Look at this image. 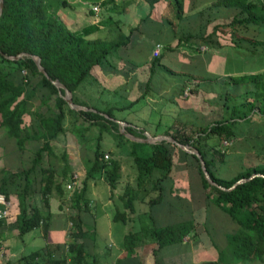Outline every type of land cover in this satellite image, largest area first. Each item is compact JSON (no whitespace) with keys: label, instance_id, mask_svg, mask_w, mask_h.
I'll return each mask as SVG.
<instances>
[{"label":"trees","instance_id":"16d2710c","mask_svg":"<svg viewBox=\"0 0 264 264\" xmlns=\"http://www.w3.org/2000/svg\"><path fill=\"white\" fill-rule=\"evenodd\" d=\"M98 1L104 0H96ZM138 1L150 10L159 3L165 2L167 14L173 10L176 21L181 20L184 14V0ZM256 2L247 5L246 17H243V14L238 15L221 27L235 31L238 26L245 23H252L257 27L264 25V2L259 0ZM62 4L67 6L65 1H62ZM109 19L111 20V17ZM148 19L150 14L141 19L139 24L131 28L127 34L121 31L120 25L118 26L120 20H112L108 24L117 26L115 35L111 38H103L98 36L101 31L100 22L99 25L88 23L82 27L70 28L57 16L49 13L48 0H3L0 15V52L8 57H16L21 53L39 57L48 78L59 81L65 86L74 104L96 111L93 113L70 109L51 82L39 73L32 58L25 57L10 61L0 55V131L14 140L19 151H23L27 144L36 143L38 146L28 169L0 171L2 173L0 195H3L7 201L12 196L17 198L19 211L15 220L17 235L21 238L32 230L41 228L44 238L47 239L52 217L49 196L54 190L57 196L62 198L64 190L62 183H54L53 169H41V164L45 158L54 155L51 144L66 132L65 124L69 121V130L78 131L80 137L83 136L86 125L98 129V136L91 149V165L86 171L85 179H94L97 174L104 173L111 192L121 180V165L116 159L106 158L100 143L102 135L106 133L114 141L124 140L129 145L128 154L136 168L135 185L127 186L125 192L119 196L123 210L114 214L113 222L127 224L130 216L137 211L134 203L136 201L144 203L145 198L153 192H157V195L147 204L154 209L163 206L169 209L174 203L171 197L175 194L179 195L178 201H182L183 198L191 199L192 185L188 183L187 196L176 188L178 184L173 177L176 154L180 165L187 166L188 161L196 163L203 201L229 216L239 227L236 233L226 237L227 246L225 250L218 252L217 261L205 264H226L227 258L232 264L263 262L264 177H251L256 174L264 175V165L245 168L237 175L228 178L219 173L227 165L228 145L232 149L239 148L242 152L254 151L257 155H264V140L258 139L264 138V71L254 75L212 80L220 87L225 86V91L218 101L220 105L218 109L221 112L219 118L206 123L199 119V113L196 111L182 110L188 120L181 119L179 123L186 132L172 131L173 127L162 132V135L169 136L179 144L189 146L198 152L205 162L211 179L219 186L229 189L238 180H247L230 191H221L208 184L194 155L187 154L168 142L151 144L150 149L145 150V144L127 139L119 132V124L104 117L106 115L117 120L113 114L114 110L130 109L144 100L151 91L153 80L157 81L156 75L159 71L170 76H180L161 64L162 56L153 59L144 91L140 97L130 101L127 107L121 106L120 102L127 101V98L120 97L119 89L111 91L113 96L111 99L118 100L114 103L107 104L103 108L90 103L91 98L88 97L87 92L89 89H99L100 97L104 93L97 78L98 72L109 70L113 75L120 74V71L111 66L110 56L121 48L129 47L132 34L139 32L140 24ZM210 38L211 34L208 35V39ZM249 42L256 44L255 41L249 40ZM197 79L196 76L188 75L187 82L182 80L179 85L171 89L172 96L183 95L186 89L191 87L190 82ZM207 81L211 82V79L203 80V82ZM193 86L195 92L198 91V85ZM35 102L38 104L35 105ZM126 124L130 125L128 122ZM125 133L143 139L145 130L127 126ZM179 158L182 160L179 161ZM38 170L42 176L39 180L40 184L43 183L40 196L45 209L31 207L27 202V197L34 193L32 186L36 179L32 176H35ZM86 180L72 199L78 212L88 211ZM139 191L143 192V195L138 199ZM143 214L147 216V213ZM186 214H189L188 219L183 220V218L181 222L164 223L152 220L149 226L138 231H129L124 236L122 244L126 256L124 259H118L115 264H141L138 252L147 244L155 245L152 251L154 264H162L157 257L162 249L181 245L185 238L191 240L196 238V223L189 206ZM5 220H0V252L1 235L7 225ZM69 222L70 233L66 257L60 258L55 255L60 246L51 249L47 244L42 250L22 256L18 264H98L95 258L88 259L84 244L89 238L93 240L95 232L89 233L80 213L70 216ZM202 228L207 234L206 227L204 229L202 225Z\"/></svg>","mask_w":264,"mask_h":264},{"label":"rangeland","instance_id":"374dc122","mask_svg":"<svg viewBox=\"0 0 264 264\" xmlns=\"http://www.w3.org/2000/svg\"><path fill=\"white\" fill-rule=\"evenodd\" d=\"M62 1H65L67 6H63ZM48 7L49 13L57 16L70 28H78L92 21H100L103 30L99 32L98 36L111 38L115 35L117 26H112L108 23L112 20L116 21L122 16V14L126 12L127 4L125 0H104L102 2H96V0H48ZM94 7L97 8V11H94ZM90 11H92V13ZM109 17H111V20ZM257 59L259 60V64H264V57L259 56ZM255 66H253V68H256ZM237 68L241 69L243 68V65L239 64L237 65ZM224 88L225 87L220 89V91H215L211 85H208L204 87V91L195 92L194 86H191L186 89L183 95L180 96V101L178 100V102H175L173 100V102H175L179 107L182 105L184 108H189L187 109L188 111H190V109H194L193 111L199 113V119L204 120L206 123H210L219 118L221 114L218 109V105L216 104V100L218 98L220 99L221 94L225 91ZM87 92L88 97L91 98V105L97 106L98 108H103L107 104L118 101L105 98L106 94L100 97V91L96 88L89 89ZM166 96L167 98L165 99H158L160 102L159 106H151L141 101L138 105H134L130 109L114 110L113 114L117 121L124 119L126 120L124 123L128 122L130 123L128 126H132L136 129L143 127L141 130H145V132L149 133L153 137L162 135L163 131L172 127V131L179 130L180 132H186L182 129L180 125L181 123L179 122L181 119H185V121H187V115H183L182 112L177 114V110H181L178 109L179 107L177 105L175 106L166 100L170 97L169 94ZM128 99L130 100L132 98ZM129 102L130 101L123 100L120 103L124 108L127 107ZM37 104L38 102H35V105ZM65 125L66 132L60 135L58 139L53 141L51 144L54 155L45 158L41 164V169H53L54 183H62L64 190L62 198L57 196L54 190H52L51 195L49 196V205L52 217L50 219V228L47 239L44 238L41 228H36L23 235L21 238L17 235L15 220L19 211L16 207L17 198L13 196L12 199L15 207L9 210L10 216L7 220H5L7 225L3 232L9 243L8 247H4V256H2V259L4 260L9 253H17L15 256H10L11 264H18V261L22 256H27L32 252L42 250L47 244L51 249L57 245L60 246L59 251L55 255L60 258L66 257V246L68 242V234L70 233L69 217L79 213L89 233H91V231L95 232L93 240L89 238V240H86L84 244L88 259L95 258L98 261V264H115L119 259L118 255L122 253L123 235L127 234L129 231H138L140 229V227H138V223L131 224L132 222H129L127 224H122L112 221L114 214L117 211L123 210V204L120 201L119 196L125 192L127 186L134 187L135 185L136 168L128 154V143L124 140L116 142L106 133L102 135L100 143L102 149L105 151L106 158L116 159L121 165V180L117 184L116 189L111 192L110 187L106 182L104 173L97 174L94 179H85L86 171L91 165V149L93 148L95 140L98 136V129L96 127L86 125L87 128L83 132V136L80 137L78 131L71 132L69 130V121H67ZM159 125L160 128L158 127ZM126 127L119 125V132L124 133L127 136L126 138L131 140V137L125 133ZM258 139L264 140L262 137ZM136 140L145 144V150H149V146L154 144L151 141L149 143H144L145 136L143 139L136 138ZM37 147L36 143H31L27 144L23 151H19L16 148L14 140L7 137L3 131H0V171H23L28 169L31 166V160L34 157V151ZM181 160L182 159L179 158V161ZM226 161L227 165L225 168L221 169L220 173H218L221 176L228 178L237 175L245 168L264 165V155H257L254 151H249V153L244 151L242 152L241 149L235 147L232 149L228 145ZM174 163L175 168L173 171V177L176 184H178L176 185V188L183 191L185 190L184 188L188 189V183L190 186L192 185V192H190L191 199L183 198L182 201H178L177 196L179 195L175 194L171 197L174 203L169 207V209L164 206L162 208L158 207L154 209L150 208L147 204L151 198L157 195V192H153L145 198L144 203L136 201L134 203L135 208L139 214L141 213L140 218L147 223H149L150 220H154V218L159 222H171L172 220H176V217H174L176 219H170L172 211L176 209H180V213L184 214L182 217L180 216V218L185 219L189 217V214H186L188 206L192 212L195 211L194 208H197V213L200 214L196 223L197 235L194 240L186 238L189 242H192V244L188 247L195 250L194 253H208V255L213 256L209 246H207L210 241V236L213 237V235L218 233L220 230L221 232L219 231V235L221 239H223L222 234H224V231L229 234L236 233L238 226L233 227L229 224L225 225L224 223H219V225H217L215 222L218 221H216L213 214L209 212L208 217H213L215 222H213L210 218L207 223L209 225H204V229L205 227L207 229V234L204 233L202 228L201 211L203 208L202 206H205L206 201L204 202L202 199L203 193L200 191V180L197 165L195 162L189 161L187 166L180 165L176 154L174 156ZM74 175L78 176V181L71 189H68L67 185L71 183V177ZM1 176L2 173L0 172V178ZM34 177L36 179L32 186L34 193L27 197V202L31 205V207H40L45 209L40 196V188L43 187V183H39V180L42 177L39 170L35 176H32V178ZM85 180L87 186L86 199L89 203L88 211L78 212L72 202V199L75 193L79 192ZM136 192L138 193V191ZM140 193L138 194V199L141 195H143V192L141 194ZM207 204L209 205L208 202ZM15 208L17 211L14 210ZM168 211H170V214ZM144 212L147 213V216L143 215L144 218H142V214ZM214 214L216 218L220 215V213L215 211ZM136 216H133L134 219H137ZM161 216L163 217V221L159 220ZM166 217L168 219H165ZM143 227L144 224L142 225V228ZM208 234H210V236H208ZM191 253L192 252L190 250L188 251L186 248L181 250H170L166 253L167 260L169 261L168 264L188 263L191 259ZM214 261H217V259H214L212 262Z\"/></svg>","mask_w":264,"mask_h":264},{"label":"crops","instance_id":"0c3cea01","mask_svg":"<svg viewBox=\"0 0 264 264\" xmlns=\"http://www.w3.org/2000/svg\"><path fill=\"white\" fill-rule=\"evenodd\" d=\"M125 2L127 4L126 12L118 19L120 20L119 25H121V31L123 33L127 34L131 28L137 26L141 19L148 16V14H150V19L140 24L139 32L132 34L129 47L126 49L121 48L117 53L110 56L109 62L111 66H114L116 70L120 71V74L113 75L109 70L98 72L97 78L101 84V88L103 87L104 89L102 96L106 94L105 98H113L111 91L115 89H119L120 97H126L127 101H134L140 97L145 88L150 65L155 58L152 56V53L156 45L161 46L159 54L162 56L161 64L178 73L180 76H170L164 74V72H158L156 75L158 78L157 81L153 80L150 93L142 100V102L151 106H159L160 102L158 99L167 98V94L170 97L166 100L176 106L177 104L175 102L180 101V96H172L171 89L179 85V82L182 80L187 82L188 75H193L198 78L197 81L190 82V86L198 85L197 90L202 92L205 90L204 87L208 85H211L215 91H220V89L225 87H220L215 84L213 81L216 78L222 80L232 76L254 75L264 71V64H259V60L257 59L259 56L264 57V25L257 27L252 23H245L238 26L235 31L221 27V25L229 23L238 15L243 14V17H246L247 5L252 2L257 3L256 0H184V14L181 20L178 21L174 19L173 10L167 14L168 10L165 2L159 3L153 10L148 9L147 6L138 0H125ZM98 22L100 21H92L89 23L99 25ZM101 30H103L102 26ZM210 34L211 38L208 39V35ZM249 40L255 41L256 44H252ZM239 64H242L243 68H237ZM253 66L256 68H253ZM204 79H211L212 83L208 81L203 82ZM128 98L132 99L129 100ZM217 101H219V98L216 100V104L219 107V102ZM178 109L185 111L189 108H184L180 105ZM181 111L177 110V114ZM158 127L160 128V125ZM138 129L141 130L143 127ZM184 189L182 193L186 194L187 188ZM12 197L9 200L11 204L10 210L15 207ZM16 207L18 209V203ZM202 207V225H209L207 223L211 218L213 222H215V219L218 221L215 222L217 225L224 223L225 225L229 224L233 227L238 226L229 216L212 204L209 203L208 205L206 202L205 206L203 205ZM194 209L195 211L192 214L195 223H197L200 214L197 213V208ZM214 211L220 213L218 216L220 220L216 218ZM209 212L213 214L215 219L208 217ZM137 213L138 211L131 215V219L129 218L127 223H138L140 229H142L143 224L144 227L151 224L152 220L147 223L140 218L141 213ZM144 213L146 214V212ZM143 215L142 218H144ZM133 216H136L137 219H134ZM180 216L182 217V214L179 211H173L170 215L171 218H169H177L172 221L181 222L182 218ZM162 219L163 217L161 216L159 220ZM165 219L168 218L166 217ZM153 222H155V218ZM219 231L213 237L208 234L210 241L207 246H209L213 256L208 255V253H194L195 250L188 247L192 242H189L185 238L181 245L162 249L157 256L158 261L162 262V264H168L169 261L166 257L168 251L186 248L192 253L190 261L185 264L210 263L214 259H218V252L225 250L227 246L226 237L230 234L224 231V234H222L223 239H221L219 235L221 231ZM127 234H124L123 238ZM1 236L0 264H11L10 256H15L17 253H9L4 260L2 259V256H4V247H8L9 242L4 236V233ZM154 248V244H147L138 252L141 264L155 263L152 256ZM121 252L118 255L119 259L126 256L123 247ZM228 259L227 262L225 261L226 264H232ZM251 264H264V260L263 262H253Z\"/></svg>","mask_w":264,"mask_h":264},{"label":"water","instance_id":"95a60500","mask_svg":"<svg viewBox=\"0 0 264 264\" xmlns=\"http://www.w3.org/2000/svg\"><path fill=\"white\" fill-rule=\"evenodd\" d=\"M2 8H3V0H0V15H1V12H2ZM0 55H2L5 59L10 60V61H17V60H20V59L25 58V57L32 58L34 63H35V65H36V67H37V69H38V71H39V73H41L48 81L51 82V84L57 89L59 95L67 103V105H68V107L70 109L75 110V111H90V112L96 113V111L94 109L74 104L73 101H72L71 94L65 88V86H63L59 81H52V80H50L48 78L47 74L45 73V71H44V69H43V67L41 65V59L39 57L31 56V55H29L27 53H21V54L17 55L16 57H8V56L3 55L1 52H0ZM61 91H63V94H61ZM104 117L107 118V119H110L112 121H115L117 124H119V125H121L123 127L128 126V124H126L124 122H121V121L113 120V119L109 118L106 115H104ZM122 134L125 137H127L124 133H122ZM144 136H145L144 143L145 142L149 143L150 141L153 142L154 144L160 143V142H168V143H171V144L175 145L178 149L182 150L183 152H185L187 154H190V155H194L199 161L200 169L202 171L204 179L207 181L208 184L218 188L221 191H230V190L234 189L237 185L242 184V183L247 181L246 179H240L229 189H226V188H224L222 186H219L218 184H216L211 179V177H210V175H209V173H208V171H207V169L205 167V162H204V160L202 159L201 155L198 152L194 151L189 146H185V145L179 144L178 142H176L173 138H171L169 136L158 135V136L153 137L147 132L144 133ZM130 137H131V141L142 143L141 141L136 140L135 137H133V136H130ZM256 176L257 177L258 176L259 177H264V175L256 174V175L252 176L251 178H254Z\"/></svg>","mask_w":264,"mask_h":264},{"label":"built area","instance_id":"2783aa9c","mask_svg":"<svg viewBox=\"0 0 264 264\" xmlns=\"http://www.w3.org/2000/svg\"><path fill=\"white\" fill-rule=\"evenodd\" d=\"M260 2H264V0H259ZM94 11H97V8L94 7L93 8ZM161 51V46L160 45H156L152 56L153 57H158ZM225 145H227V143H225ZM78 181V176L74 175L71 177V183L67 185L68 189H71ZM11 204L9 201H7L5 199V197L3 195H0V220H5L9 217V210H10Z\"/></svg>","mask_w":264,"mask_h":264}]
</instances>
